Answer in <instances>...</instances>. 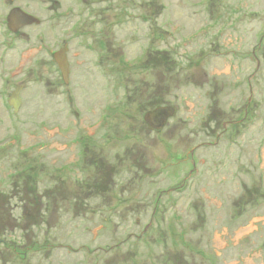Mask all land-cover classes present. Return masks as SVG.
<instances>
[{
    "label": "rangeland",
    "instance_id": "374dc122",
    "mask_svg": "<svg viewBox=\"0 0 264 264\" xmlns=\"http://www.w3.org/2000/svg\"><path fill=\"white\" fill-rule=\"evenodd\" d=\"M31 12L33 47L2 33L0 264H264V0Z\"/></svg>",
    "mask_w": 264,
    "mask_h": 264
},
{
    "label": "water",
    "instance_id": "95a60500",
    "mask_svg": "<svg viewBox=\"0 0 264 264\" xmlns=\"http://www.w3.org/2000/svg\"><path fill=\"white\" fill-rule=\"evenodd\" d=\"M39 23L40 20L38 18L29 16L18 9L13 10L8 18L9 27L13 32H16L17 30L25 26H29L32 24H39ZM54 61L60 70L63 82L67 84L70 71H69V63L66 57V47L54 54ZM20 91L21 88L19 87L16 88L8 99V105L13 109L14 112H18L22 105L19 96ZM174 114H175V110L173 107L159 106L154 110L147 112L144 115L143 119L144 122L151 129L155 131H160L166 125L167 121L171 117H173Z\"/></svg>",
    "mask_w": 264,
    "mask_h": 264
},
{
    "label": "flooded vegetation",
    "instance_id": "af4514ba",
    "mask_svg": "<svg viewBox=\"0 0 264 264\" xmlns=\"http://www.w3.org/2000/svg\"><path fill=\"white\" fill-rule=\"evenodd\" d=\"M22 1H24V0H0V50L3 47V35H2L3 32H6V35L8 37V41H7L6 45H7L9 50H12L14 48L16 49V45L18 44L20 35H24V36L26 35L27 36L26 40L28 42L29 47L30 48L33 47L34 38L31 39L32 34L29 32V28H33L34 26H36V24L25 26V27L17 30L16 32H13L10 29L9 24H8V18L10 16V14L12 13L13 10H16V9L22 11L23 13H25L29 16L36 17L34 15V13L31 12V9L33 7L35 0H25L26 1L25 3H22ZM32 40H33V42H32ZM65 47H66V57H67L68 48L66 45L63 46L62 48H60L58 51H60L61 49L65 48ZM58 51H56V52H58ZM56 52H54V54ZM54 54H53V60H54ZM0 57H1V55H0ZM18 87L21 88V91H22V87L21 86H18ZM18 87H16V88H18ZM21 91H20V93H21ZM19 96H20V94H19ZM140 237H142V236H140Z\"/></svg>",
    "mask_w": 264,
    "mask_h": 264
},
{
    "label": "trees",
    "instance_id": "16d2710c",
    "mask_svg": "<svg viewBox=\"0 0 264 264\" xmlns=\"http://www.w3.org/2000/svg\"><path fill=\"white\" fill-rule=\"evenodd\" d=\"M246 113H248V111Z\"/></svg>",
    "mask_w": 264,
    "mask_h": 264
},
{
    "label": "bare ground",
    "instance_id": "6f19581e",
    "mask_svg": "<svg viewBox=\"0 0 264 264\" xmlns=\"http://www.w3.org/2000/svg\"><path fill=\"white\" fill-rule=\"evenodd\" d=\"M21 99V98H20ZM22 102V101H21Z\"/></svg>",
    "mask_w": 264,
    "mask_h": 264
}]
</instances>
